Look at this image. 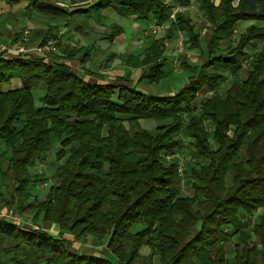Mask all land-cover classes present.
Segmentation results:
<instances>
[{
	"label": "trees",
	"instance_id": "16d2710c",
	"mask_svg": "<svg viewBox=\"0 0 264 264\" xmlns=\"http://www.w3.org/2000/svg\"><path fill=\"white\" fill-rule=\"evenodd\" d=\"M174 1L184 7L191 0ZM172 7L164 0H95L86 9L68 12L31 1L26 10L74 23L75 15L99 22L102 11L112 8L122 17H151L161 24ZM199 7L211 31L206 61L191 66L182 59L192 75L172 96L143 93L122 78L88 83L58 57L53 63L0 57V154L7 155L0 159V184L5 183L8 194L1 204L29 210L34 222L41 218L59 228L51 236L0 219V243H8L0 248V264L2 250L12 264H134L143 257L153 264L154 256L160 264H264V26L251 24L230 42L238 23L264 22V0H199ZM54 29L48 28L41 45ZM121 31L112 25L106 38ZM177 31L189 33L190 47H199L190 19L177 13L165 36L154 38L141 59L127 57L126 65L141 68L136 85L144 80L157 85L163 78L164 41ZM253 41L261 42V48L249 55L246 48ZM76 54L84 64L90 49H75L67 59ZM242 61L248 62L247 77L232 73L221 95L223 72L242 67ZM13 79L21 86L4 88ZM204 86L211 95L194 107ZM35 89L43 91L38 105ZM141 119L159 124L150 132ZM183 138L199 161L184 169L193 179L191 196L180 195L174 184L179 165L173 157ZM53 143L60 146L55 160L64 159L56 167L58 184L49 187L44 200L29 201L32 166ZM259 209L263 212L248 230L247 217ZM228 226L237 232L232 251L226 246ZM65 234L76 242L88 236L106 240L107 255L77 254ZM143 247L149 249L144 256Z\"/></svg>",
	"mask_w": 264,
	"mask_h": 264
},
{
	"label": "crops",
	"instance_id": "0c3cea01",
	"mask_svg": "<svg viewBox=\"0 0 264 264\" xmlns=\"http://www.w3.org/2000/svg\"><path fill=\"white\" fill-rule=\"evenodd\" d=\"M31 1L49 4L71 12L78 9H86L94 3L95 0H18L12 2L0 0V57L5 59L21 57L14 53L13 48L22 32L28 30L29 34L26 37V42L29 48V54L23 57L31 56L44 58L48 63H53V58L58 57L59 62L66 64L76 75L88 83H118L116 80L122 78L125 81L123 83L126 85H135L139 91L159 97L177 94L188 84L189 78L192 75L189 70H185L183 67L181 69L182 73L174 70L173 66L175 60L181 64L182 59H184L191 66L201 65L206 61L205 48L211 36V31L207 18L202 11L198 9L200 8L199 0H191L190 4L184 7L176 5L174 0H164V2L168 4L176 5L178 8H181L179 13H182L190 19L193 32L198 37L199 47H190V37L189 33L186 31H177L171 39L164 41L163 79L168 83L165 84L164 81H162L163 83L159 82L155 86L156 88H154L155 93H151L146 89L150 84L146 80L136 85L141 73V68L128 66L125 61L129 55L139 56L141 59L144 51L150 46L154 38L165 36L172 20H166L161 24V28L158 29L154 35H151L150 32L156 25L151 17H148L146 20H138L133 15L122 17L112 8H107L102 11V17L99 22L94 20L84 22L81 18L82 16L75 15L74 18L77 21L74 22V24L72 19L55 18L34 10L28 13L26 9ZM213 1L217 3L219 0ZM192 9L196 10V13ZM239 24L249 23L241 22L238 23V25ZM251 24L255 26H264V22L260 21H252ZM112 25H118L122 31L113 39H108L106 35L110 32V27ZM49 27H55L53 31L54 36L49 40L55 42L57 49L54 52L40 55L35 48L41 45ZM179 33H183L186 37V46L183 48V55L177 54L176 36ZM2 47H6L7 50H1ZM80 47L90 49L89 58L84 64L80 61L81 54H76L74 58L67 59V55ZM107 55H114L109 62L105 61ZM180 74L184 76L182 77L183 80L180 79ZM20 86V81L13 79L10 83L5 84L4 88L14 89ZM33 92L34 94L36 92V95L40 94L39 97L40 99L42 98L43 91L41 89H35ZM209 92L208 88L204 86L198 91L197 97L199 98L200 96L204 98ZM5 210L2 207L0 208V219H3L2 214ZM57 232L59 233V230ZM64 237L72 242V250L77 254L95 256L107 255L108 251L105 247V243H101L99 245L100 248L97 247L96 251L92 252L81 243L74 248V244L77 242H74L68 234H65ZM91 240L96 239L91 238ZM144 248L149 250L147 247ZM119 262L120 261L117 260V264H119Z\"/></svg>",
	"mask_w": 264,
	"mask_h": 264
},
{
	"label": "rangeland",
	"instance_id": "374dc122",
	"mask_svg": "<svg viewBox=\"0 0 264 264\" xmlns=\"http://www.w3.org/2000/svg\"><path fill=\"white\" fill-rule=\"evenodd\" d=\"M176 5H173V7ZM181 8L178 9V11L180 12ZM200 9V8H198ZM193 11L196 10L192 9ZM178 12V13H179ZM177 15V14H176ZM176 17V16H175ZM169 19V17H168ZM176 20V18H175ZM174 20V21H175ZM173 22V21H172ZM243 22H247L249 24H239L236 26L234 32H233V36L230 40V42L232 44H234L238 38L240 33L249 25H251L252 21H243ZM241 23V22H240ZM162 24V23H161ZM161 28V27H160ZM159 28V29H160ZM150 32V31H149ZM150 34L154 35V33L151 31ZM176 48H177V54L183 55V48H185V35L183 33H179L176 36ZM225 44H223L224 46ZM261 48V42L259 41H253L247 48L246 51L249 55H253L254 53H256L257 51H259ZM181 52V53H180ZM241 66H235V67H231L228 71L223 72L224 74V80L221 83L219 92L221 95H223L226 91V89L230 86V84L232 83V73H237L239 75V77L241 79H245L248 75V62H246L244 64V61L241 62ZM173 69L176 70L177 72H181L182 66L180 64V62H178L177 60L174 61V66ZM182 73V72H181ZM178 74V73H177ZM174 75V74H173ZM175 76V75H174ZM184 77L182 74H180V79L183 80ZM162 81L165 82V79H160L159 82L163 83ZM158 82V83H159ZM168 82H165V84H167ZM156 85L155 84H149L148 88H146L149 92L151 93H155L154 88ZM37 92V91H36ZM35 92V99H36V104L38 105V103H40V94L36 95ZM211 92H209L207 94V96H210ZM202 98L199 96V98H197V100L193 103L194 107L198 108L199 102ZM123 122L126 126V128L129 127V123L126 121V119H123ZM139 124L147 129L148 131L152 132L154 127L159 124L158 122L151 120V119H141L139 120ZM20 125V124H17ZM187 139L183 138L182 140V148L178 151V153L175 155V157H173L177 162L178 165H180V167L183 170V174L182 175H177L176 179H175V186H178L180 189V195L182 196H191L193 194V188L191 186L192 183V178H190L191 176H189L188 174L184 173V169L186 168V164L190 163L189 165H194L198 166L199 161H196V158L194 155H192V151L189 149V146L186 144ZM212 146L213 148L216 147V144H214L212 142ZM59 145L56 143H53L52 146L50 147V149L45 152V154H43V156L41 155L36 162L33 164L31 172L33 173V178L34 181L33 183H31V185L29 186V192H30V198L29 201H33V202H37V201H42L46 198V195L48 193V189L50 186L52 185H57L59 179L57 178L56 175V167L58 166L59 163H63L64 159H62L61 161L57 162L55 160V152L59 149ZM5 157H7V155H5ZM4 157V155L0 154V159L1 161L6 159ZM11 182V180L9 181ZM10 187L8 188V190L10 191ZM7 188L5 183L1 182L0 184V208H4L5 211H3L2 217L4 218V215L6 213H12L14 216H16L18 218V220L20 221L22 228L25 229H41L46 231L47 233L51 234L52 236H57L59 233L57 232L59 230L58 226L54 223H48V222H43L41 221V218L38 219L37 222H34L32 217H33V212H30L29 210H17V208L12 207V206H5L3 204H1V198L3 196H8L7 192H6ZM105 209V208H104ZM263 212V209H259L256 212H254V214L252 216H250L249 218L247 217V220L250 221L249 222V227L247 228L248 230L251 229L252 224H254V222H256V220L258 219L259 215ZM7 215V214H6ZM225 231L230 233V240L229 242L226 244L227 248L229 250H233V245L235 242V239L237 237V232H235L233 230V228L230 226L225 227L224 228ZM72 239L73 237L70 236ZM76 242V241H74ZM73 242V243H74ZM250 246H253V243L255 242V238L252 237L250 239ZM82 244L85 245L87 249H89L90 251H96V248H100V244L101 243H106V240H91V237L88 236L86 238H84L83 240H81L80 242L77 241L76 244H74V248L78 246V244ZM8 243L7 242H1L0 243V248H2L3 246H6ZM84 247V246H83ZM73 249V248H72ZM143 256L147 255L149 253V250H146V248H142L140 251ZM1 255H2V261L4 264H12L11 261V257L6 255L4 253V251H1ZM233 256V253H229L227 255L228 258H231ZM40 264H45L44 261L40 262ZM119 264H124V261H120ZM134 264H148L147 260L143 257L142 260H138L137 262H135ZM153 264H160L159 262V257L158 256H154L153 257Z\"/></svg>",
	"mask_w": 264,
	"mask_h": 264
},
{
	"label": "built area",
	"instance_id": "2783aa9c",
	"mask_svg": "<svg viewBox=\"0 0 264 264\" xmlns=\"http://www.w3.org/2000/svg\"><path fill=\"white\" fill-rule=\"evenodd\" d=\"M178 7L174 6L171 8L170 13H169V19L174 21L175 20V16L176 14L179 12L178 11ZM161 27V24H156L155 27L152 29L153 33H156V31ZM29 32L28 30H24L21 34V36L19 37L18 41L16 42L13 51L14 53H16V55L18 56H26L29 54V48L27 47V42H26V37L28 36ZM57 47L54 41H50L48 40L45 44L43 45H38L35 50L37 51L38 54L40 55H44L48 52H54L56 51ZM1 50L6 51L7 48L6 47H2ZM246 63V61L244 62V64ZM183 170L180 167V165L178 166V175H182ZM7 214V215H6ZM4 215L5 220L11 222L12 224L22 227L23 225H21L20 221L18 220V218L16 216H14L12 213H6Z\"/></svg>",
	"mask_w": 264,
	"mask_h": 264
}]
</instances>
